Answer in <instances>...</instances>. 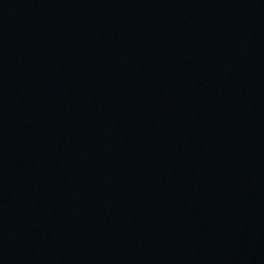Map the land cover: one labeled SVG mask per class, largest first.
<instances>
[{"label": "water", "instance_id": "obj_1", "mask_svg": "<svg viewBox=\"0 0 264 264\" xmlns=\"http://www.w3.org/2000/svg\"><path fill=\"white\" fill-rule=\"evenodd\" d=\"M0 264H264V0H0Z\"/></svg>", "mask_w": 264, "mask_h": 264}]
</instances>
